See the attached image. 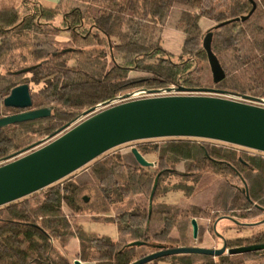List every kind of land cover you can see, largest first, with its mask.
Returning <instances> with one entry per match:
<instances>
[{"label": "trees", "instance_id": "trees-1", "mask_svg": "<svg viewBox=\"0 0 264 264\" xmlns=\"http://www.w3.org/2000/svg\"><path fill=\"white\" fill-rule=\"evenodd\" d=\"M74 1L69 9L65 8L69 1L64 0L52 7L26 2L33 7H22L23 14L19 8H0V117L15 109L4 107L3 99L23 83L30 88L31 108H52L49 117L0 128V161L130 88L213 86L264 98V0H254L255 10L244 21L210 26L211 49L225 73L217 83L202 48L199 20L206 18L215 25L246 15L252 7L247 0ZM57 16L55 26L52 20ZM168 26L183 35L177 61L162 46V32ZM62 31L69 33L70 46H58L56 37ZM131 71L143 75L131 76ZM31 83L42 85L34 91ZM161 140L137 147L144 157L156 155L152 167L139 165L131 151L105 155L89 167L90 178L63 187L53 183L45 191L0 206V264H73L61 251L72 238L78 240L75 258L82 262L129 264L147 254L140 252L141 247L154 251L155 245L192 246L188 243L193 238L192 218L213 212V221L223 216L237 221L264 213V155L213 141ZM179 163L193 174L208 171L225 176L216 182L207 206L157 201L161 180ZM171 190L188 197L194 188L180 182ZM86 191L91 193L87 201ZM83 212L93 213L92 222L114 224L117 237L88 235L73 222ZM198 225L197 243L203 234V226ZM224 240L227 248L263 245L264 225L249 236ZM134 241L143 244L129 245ZM250 256H264V249L218 256L179 253L144 264H246Z\"/></svg>", "mask_w": 264, "mask_h": 264}, {"label": "water", "instance_id": "water-1", "mask_svg": "<svg viewBox=\"0 0 264 264\" xmlns=\"http://www.w3.org/2000/svg\"><path fill=\"white\" fill-rule=\"evenodd\" d=\"M247 1L252 7L246 15L215 24L212 28L216 29L233 20H246L256 7L254 0ZM212 34V29L206 31L202 38V48L206 53L212 80L217 83L224 78L225 73L212 52ZM27 70L28 68L22 69V72ZM146 93L149 96L134 99L129 98L130 94L120 96L119 98L125 100L100 110L92 106L81 113L83 119L79 122L67 123L46 138L4 157L0 163V206L43 189L108 150L131 141L175 137L201 138L264 153V106L250 103H262L263 98L213 87L190 88L182 85L147 90ZM104 104H108V101ZM3 106L23 111L0 117V128L49 117L52 109L31 108L32 98L27 83L13 87L3 99ZM131 152L139 165H155V162L148 161L136 147H133ZM158 176L154 178L150 203ZM84 199L87 201L86 197ZM222 218L236 222L230 216ZM218 220L213 224L215 233ZM258 223H264V218ZM198 226L197 219L192 218L191 231L194 239L197 237ZM218 236L223 240L220 248H165L155 245V251L129 264H144L159 257L179 253L218 256L223 253L237 254L264 249V244L227 248L222 234L219 233ZM142 244L140 241L129 243L134 246ZM72 263L88 264L77 258Z\"/></svg>", "mask_w": 264, "mask_h": 264}, {"label": "rangeland", "instance_id": "rangeland-1", "mask_svg": "<svg viewBox=\"0 0 264 264\" xmlns=\"http://www.w3.org/2000/svg\"><path fill=\"white\" fill-rule=\"evenodd\" d=\"M64 1H69L66 2V9H69L70 7H72L73 5L76 4V1L74 0H64ZM22 7H33L31 4L29 5H24L21 6L19 8V10H17L20 14L25 13V8L22 9ZM23 10V11H21ZM52 24L53 25H58L59 24V20H58V16L55 17L52 20ZM199 25L201 27V31H202V38L205 35L207 29L210 28V26L214 25V23H212V21H209L206 18H200L199 20ZM66 28V27H65ZM166 28H171V29H164L163 31V46L165 49L169 50V46L171 45L172 48H175L174 50H177V46L179 43V40L181 42L182 40V33L178 30L173 29V27L168 26ZM168 33H174L175 36L179 37L175 39V42H171L170 38L167 36ZM60 42L58 43V46H62V47H67L69 43H67L68 38H69V33L62 31L57 37H56ZM71 44H69L70 46ZM171 52V51H170ZM180 53V52H179ZM179 53L172 54V60L173 61H177L179 59ZM129 75L131 76H140L143 75L142 73H140L139 71H131L129 73ZM31 85V89L36 91L42 84H30ZM170 86H175L176 85H170ZM179 86V85H178ZM213 87V86H211ZM164 88V87H162ZM152 89H159V88H144V87H136V88H130L127 90H124L123 92L119 93V96H124L127 94H131L133 92H137V91H146L147 90H152ZM231 99H235V100H241L244 101L240 98L237 97H229ZM264 99V98H263ZM246 102H250V101H246ZM253 104H257V105H261L264 106V102L262 103H256V102H250ZM27 110V109H24ZM23 110L21 109H14L12 111H5V115H10V114H15L18 112H21ZM85 111V110H83ZM82 114L79 115V117H77L76 119L73 120V124H75L77 121L79 122L82 118L81 116ZM41 139V138H40ZM161 139L163 138H152V139H144V140H136V141H131L128 143H124L121 144L119 146H116L110 150H108L107 152L101 154L100 156H98L96 158L100 159L105 155H110V154H126L128 152L131 151V149L133 147H138V146H152V144L154 143H161ZM190 139H195L197 142H207L211 143V140H206V139H201V138H190ZM211 141V142H210ZM218 143L217 141H213ZM221 143V142H219ZM226 145V143H223ZM227 145H231V144H227ZM236 146V145H233ZM236 148H239L240 150L244 151L247 150L249 151V153H257L258 151L255 152V150H251V149H247V148H242L239 146H236ZM261 153L262 155H264L263 152H258ZM145 158L148 161L151 162H155L156 164V155L153 153H148L145 155ZM95 160L87 163L86 165L82 166L81 168L77 169L76 171L72 172L71 174L63 177L62 179L58 180L57 182L54 183V185L56 186H60L63 187L64 185H66L67 183L70 182H76L78 180H80L81 178H90L88 175V170L89 167L91 165H93ZM1 163V161H0ZM178 173V174H177ZM180 174H185L188 176H179ZM194 172H190L187 171L185 169L184 163H179L176 168L174 173H170L167 174L163 177V180H161V185L162 187L166 188L167 191L165 192L162 188V191L160 192L159 197L157 198V201H163V202H180L185 201L186 203H191V204H195V205H199L201 207H205L209 204L210 202V194L213 191V189L215 188L216 182L220 181L221 179L225 178V176L220 175V174H213L210 173L208 171H203V172H195V174H193ZM198 175V176H197ZM196 181L194 178H196ZM229 177V175H228ZM194 179V180H193ZM234 179V178H233ZM195 181V182H194ZM180 182L185 183L187 186H191L192 188H194V191L188 196V197H184L183 193L181 191H172L171 189H173L175 186H178V184ZM46 189L43 188L42 191H45ZM171 190V191H170ZM84 197L88 198V196L91 195V193L89 191L84 192ZM213 212L209 213V217H201L198 218L197 222L198 224H200L201 226H203V234H202V238H201V242L197 243L196 240L194 238L190 239V241L188 243H190V245L192 246H200V247H207V248H220L223 245V240L218 236L219 233L222 234V236L225 238H236V237H246L251 235L252 233H254L257 229H259L260 227H262L264 225V223H258L260 220H262L264 218V213L260 214V215H256V216H251L248 217L246 219H242V220H237L236 222H231L230 220L227 219H221L219 220V222H217L216 225V233H214L213 231V224L215 221H213L212 218ZM93 216V213H80V214H76L73 222L75 223H80L83 226V229L87 232L88 235H99V236H108L111 239H115L117 237V229L116 226L114 224L111 223H99V222H92L90 220V218ZM240 223V224H244L246 225L245 227L243 226L242 228H236L234 223ZM75 241V240H72ZM71 241V242H72ZM68 244L66 245L64 250H61V248L58 246V249L61 250L62 252L64 251V253L67 255L68 258L71 259V261L73 262L75 258V251L72 248V244ZM153 248H155L153 246ZM157 249V248H155ZM140 252L142 253H150L153 252V250H149L146 247H141ZM155 251V250H154ZM264 261V256H250V257H246L245 258V262L246 264H256L258 262ZM85 263H88L86 261H83ZM88 264H95L94 261L89 262ZM160 264H166V262H161Z\"/></svg>", "mask_w": 264, "mask_h": 264}, {"label": "crops", "instance_id": "crops-1", "mask_svg": "<svg viewBox=\"0 0 264 264\" xmlns=\"http://www.w3.org/2000/svg\"><path fill=\"white\" fill-rule=\"evenodd\" d=\"M59 1L60 0H0V8L14 7V8L18 9L21 6H23L24 4H26V2H35V3H38V4L43 5V6L52 7V6H55ZM164 29H171V28H164ZM173 29H175V28H173ZM175 30H177V29H175ZM178 31H180V30H178ZM167 36L170 38L171 42L172 41L175 42L174 40L177 38L179 40V37L175 36L174 33L173 34L168 33ZM182 38H183V35H182ZM181 43H182V40H181V42L179 40L177 50H174L175 48H172L171 45L169 46L170 47L169 50L168 49H166V50L169 52L171 51L170 53H172V54L173 53L178 54L180 52ZM162 46H163V32H162ZM72 240H75V241H72ZM70 242L72 244V248L75 251L74 253L76 254L78 251V240H77V238H72L70 240ZM70 242L68 244H70Z\"/></svg>", "mask_w": 264, "mask_h": 264}, {"label": "built area", "instance_id": "built-area-1", "mask_svg": "<svg viewBox=\"0 0 264 264\" xmlns=\"http://www.w3.org/2000/svg\"><path fill=\"white\" fill-rule=\"evenodd\" d=\"M144 96H149V94L145 93V91H137V92H133L130 94V99H134V98H140V97H144ZM120 96L117 95L116 97H114L113 99H110L108 100V104H104L106 103L107 101L103 102V103H98L96 106L97 110H100L106 106H109V105H113V104H116V103H119L121 101H124L125 99H121L119 98ZM78 122V121H77Z\"/></svg>", "mask_w": 264, "mask_h": 264}, {"label": "flooded vegetation", "instance_id": "flooded-vegetation-1", "mask_svg": "<svg viewBox=\"0 0 264 264\" xmlns=\"http://www.w3.org/2000/svg\"><path fill=\"white\" fill-rule=\"evenodd\" d=\"M190 88H191V87H190ZM217 222H219V220H218ZM217 222H216V225H217Z\"/></svg>", "mask_w": 264, "mask_h": 264}]
</instances>
